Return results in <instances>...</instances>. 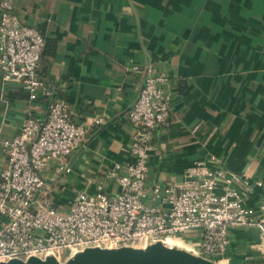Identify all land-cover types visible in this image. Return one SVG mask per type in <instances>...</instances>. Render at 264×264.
Wrapping results in <instances>:
<instances>
[{
    "label": "crops",
    "instance_id": "1",
    "mask_svg": "<svg viewBox=\"0 0 264 264\" xmlns=\"http://www.w3.org/2000/svg\"><path fill=\"white\" fill-rule=\"evenodd\" d=\"M14 6L20 23L46 40L40 76L67 101L72 120L90 128L84 146L44 171L56 208L66 212L80 192L119 191L116 176L134 162L128 112L153 67L169 76L171 110L170 127L154 138L147 187L180 184L188 168L203 162L247 180V206L264 215V0H14ZM47 105L44 90L31 100L0 71V175L7 166L2 143L30 117L45 118ZM97 119L104 124L93 125ZM65 165L69 173L60 171ZM201 234L188 236L193 250ZM229 237L219 257L224 264H264L260 228L232 227ZM177 245L170 242L186 249Z\"/></svg>",
    "mask_w": 264,
    "mask_h": 264
},
{
    "label": "built area",
    "instance_id": "2",
    "mask_svg": "<svg viewBox=\"0 0 264 264\" xmlns=\"http://www.w3.org/2000/svg\"><path fill=\"white\" fill-rule=\"evenodd\" d=\"M0 71L4 81H17L31 100L44 90L48 100L43 119L30 117L20 134L2 143L7 166L0 175V262L70 258L88 248H144L168 241L187 243L201 230L195 252L206 258L224 256L230 245L229 229L258 227L264 217L247 206L248 181L200 162L187 169L177 185L147 187L154 138L170 127L171 97L167 72L148 67L139 98L128 112L134 127V162L116 176L119 191L107 195L80 192L66 212L45 193L44 171L56 159L67 160L84 146L90 128L71 118L66 100L40 76L46 47L41 32L22 25L14 0L0 1ZM97 119L93 125H103ZM61 172L70 168L61 166ZM240 183L242 190L234 187ZM168 205L162 210L153 202Z\"/></svg>",
    "mask_w": 264,
    "mask_h": 264
},
{
    "label": "water",
    "instance_id": "3",
    "mask_svg": "<svg viewBox=\"0 0 264 264\" xmlns=\"http://www.w3.org/2000/svg\"><path fill=\"white\" fill-rule=\"evenodd\" d=\"M264 217V215H261ZM260 216V217H261ZM0 264H217L187 249L169 247L162 242L144 248H88L62 263L55 256L44 259L11 260Z\"/></svg>",
    "mask_w": 264,
    "mask_h": 264
},
{
    "label": "rangeland",
    "instance_id": "4",
    "mask_svg": "<svg viewBox=\"0 0 264 264\" xmlns=\"http://www.w3.org/2000/svg\"><path fill=\"white\" fill-rule=\"evenodd\" d=\"M177 242H179V245H180L181 247H185L188 251H190V252H192V253H194V254H196V255H198V256H202V257H204V256L201 255L200 253H196L195 250H193L190 246H188V244H186V243H182V242H180V241H177ZM179 245H177V246H179ZM207 259H209V258H207ZM67 260H68V258L64 257V258L61 260V262L64 263V262H66ZM209 260H211V261H213V262H215V263H217V264H224L223 261L220 260V259H218V258H217V259H216V258H211V259H209Z\"/></svg>",
    "mask_w": 264,
    "mask_h": 264
},
{
    "label": "bare ground",
    "instance_id": "5",
    "mask_svg": "<svg viewBox=\"0 0 264 264\" xmlns=\"http://www.w3.org/2000/svg\"><path fill=\"white\" fill-rule=\"evenodd\" d=\"M172 241H173V240H172ZM170 242H171V241H168V243H167V246H169V247H171V246H170Z\"/></svg>",
    "mask_w": 264,
    "mask_h": 264
}]
</instances>
